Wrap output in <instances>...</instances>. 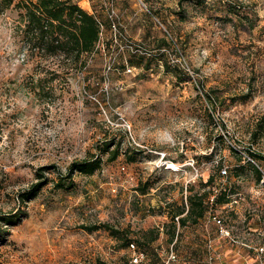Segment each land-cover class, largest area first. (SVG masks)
<instances>
[{
    "label": "rangeland",
    "instance_id": "obj_1",
    "mask_svg": "<svg viewBox=\"0 0 264 264\" xmlns=\"http://www.w3.org/2000/svg\"><path fill=\"white\" fill-rule=\"evenodd\" d=\"M76 1L103 23L99 50L84 54L82 67L39 56L22 38V11L0 10V264H133L135 247L82 227L103 223L134 235L159 228L149 245L158 258L141 261L164 264L168 210L185 205L188 163L202 190L211 174L241 163L234 150L264 155V0L184 1L183 20L179 0ZM227 6L237 10L228 19ZM104 140L120 145L119 156L103 154L93 173L77 171L68 184L67 167L95 157ZM256 162L264 173V159ZM251 168L216 179V188L240 193L217 209L236 242L207 218L188 223L174 264L196 253L200 264H264V182ZM139 182L147 193L136 191Z\"/></svg>",
    "mask_w": 264,
    "mask_h": 264
},
{
    "label": "trees",
    "instance_id": "obj_2",
    "mask_svg": "<svg viewBox=\"0 0 264 264\" xmlns=\"http://www.w3.org/2000/svg\"><path fill=\"white\" fill-rule=\"evenodd\" d=\"M191 3L195 6H203L207 4V0H179L178 6L179 10L175 11V14L180 20L185 19V9L183 8V2ZM16 6L22 12L20 13V20L24 24V28H21L22 38H26L31 44L30 46L37 50V54L43 58H49L57 55L63 56V62L69 61V64L73 66L82 67L84 64L83 55L91 54L99 50L98 43L102 33L101 25L103 23L98 19L97 15L94 13H89L83 9L76 0H0V10H5L11 5ZM226 4V3H224ZM235 6H227L222 12L224 18L228 19L231 15L236 14ZM136 54H131L129 58V63L136 62ZM125 66V64L123 65ZM149 67V64L147 65ZM247 91L246 94L242 96L241 99H246L250 95ZM205 97L209 103L215 101V96L211 93L205 94ZM260 125L262 124L259 123ZM254 135H256L254 133ZM222 139L221 136H219ZM234 150V149H233ZM238 155V152L234 150ZM136 150L126 152L125 159L127 162H134L136 160ZM107 154V160H114L120 154V145L111 140H104L99 149V154H97L92 159H85L81 161L72 162L68 167L65 175H61L63 178L67 179V183H72V176L75 172H81L85 174H91L100 165L101 156ZM258 157H252L255 159H264V155L257 154ZM240 158V156L238 155ZM255 159V160H256ZM251 165L252 171L255 173L257 180L259 181L262 177V171L260 168L256 167L253 163L247 162L245 164L238 163L237 166L231 168L226 179L229 178L231 174L235 176H240L242 170H244L245 165ZM259 164V163H258ZM46 168V167H45ZM44 167L40 169H45ZM262 169V168H261ZM39 177H43L42 173H38ZM219 176L211 174L200 189H196V183L189 184L187 186V203L188 209L185 213L184 204H171L168 210L170 217V224H165L168 239L173 243L179 240L180 229L187 226L188 223H197L200 219L207 218L209 211L230 200L229 195H231L230 190L227 188H219L215 193L214 200L209 201V196L212 191V187L216 186V179ZM46 182L40 181L28 190L26 193H21L20 197L26 200L28 197L34 195ZM59 186L64 185L63 183L57 182ZM148 182H139L136 191L141 194L147 193ZM228 186V185H227ZM207 187V189L205 188ZM185 213V214H184ZM184 214V215H183ZM19 213L12 218H7L4 223H10L12 219H17ZM179 216L178 222H176L175 217ZM87 231H95L100 228H104L113 236L118 242L121 243L122 248L130 247L131 244L134 245L137 252H142L144 255H151V259H157L158 254L155 252L154 248H150L149 245L156 241L160 234L159 228H149L135 235L128 230V228H115L106 223L94 224L92 226H82ZM4 230L0 229L1 232ZM175 252L178 254L177 249ZM202 255L197 254L187 257L185 264H195L198 258L200 264ZM178 260L179 254H178ZM105 264V263H101ZM133 264H144L143 261ZM171 264H174L172 262ZM181 264L183 262L181 261Z\"/></svg>",
    "mask_w": 264,
    "mask_h": 264
},
{
    "label": "built area",
    "instance_id": "obj_3",
    "mask_svg": "<svg viewBox=\"0 0 264 264\" xmlns=\"http://www.w3.org/2000/svg\"><path fill=\"white\" fill-rule=\"evenodd\" d=\"M101 28L103 29V25H101ZM165 50L166 48H159V50ZM132 69L129 67V66H126V71H131ZM236 151L238 152V155L240 156V164H245L247 162H251L253 163L256 167L260 168V170L262 171L260 165L258 164V162H256V160L252 157L251 154H249L247 151H244V150H238L236 149ZM254 152V150H251ZM194 162V161H193ZM172 165H175V164H172ZM177 166L175 168H172V169H179L180 165L179 164H176ZM187 165V164H186ZM188 165L191 166L192 170H193V175L191 178L187 179L185 181V198H186V195H187V186L189 184H194L196 182V180L199 178L200 176V173H199V169L195 166V164H193L192 162L191 163H188ZM174 167V166H173ZM124 169V166L122 167ZM228 169L227 167H223L220 171H219V176L220 178H227L228 176ZM261 182H264V173L262 171V177L260 179ZM219 190V188H216L215 186L212 187V191L213 193L210 194L209 196V201H213L214 200V197H215V193ZM240 198V193H235L233 195L230 196V201L228 203H225L221 206H216L214 208H212L209 213H208V216H207V221H212L214 222L217 226H218V229H219V233L220 235L223 237V238H227V239H230L234 242H236V240L233 239L232 237V234H231V231L229 230V228L225 225V222H224V218L222 216H220L217 212V209L219 208H222V209H227V207H232L233 205H235L238 200ZM188 209V203H187V200L185 199V213ZM184 213V214H185ZM183 214V215H184ZM178 218L179 216H176L175 217V220L176 222H178ZM174 243V242H173ZM130 247L134 248V245L131 244ZM134 258H133V262L134 263H137L139 261H141L144 257V254L142 252H135L134 254ZM178 260V254L175 252V250L173 249V244L171 245L170 249L168 250V253H167V257H166V260L164 262V264H171L172 262ZM132 263V262H130Z\"/></svg>",
    "mask_w": 264,
    "mask_h": 264
},
{
    "label": "crops",
    "instance_id": "obj_4",
    "mask_svg": "<svg viewBox=\"0 0 264 264\" xmlns=\"http://www.w3.org/2000/svg\"><path fill=\"white\" fill-rule=\"evenodd\" d=\"M187 253V252H186ZM188 257H190V256H188ZM180 259L182 258V257H179ZM183 262V264H185L186 262L185 261H182ZM198 262H199V260H198V258H197V260H196V263L195 264H198Z\"/></svg>",
    "mask_w": 264,
    "mask_h": 264
}]
</instances>
